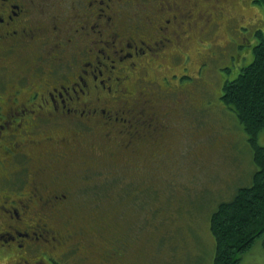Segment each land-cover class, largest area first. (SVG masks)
Segmentation results:
<instances>
[{
    "label": "flooded vegetation",
    "instance_id": "1",
    "mask_svg": "<svg viewBox=\"0 0 264 264\" xmlns=\"http://www.w3.org/2000/svg\"><path fill=\"white\" fill-rule=\"evenodd\" d=\"M27 1L0 0V92L8 102L4 110L0 98V190L11 194L0 204L9 217L0 256L15 249L14 264H124L121 250L131 244L109 239L107 226L71 228L79 209L70 182L98 173V158L129 163L170 137L149 70L176 54V15L159 6L142 15L135 0H71L67 15L42 20ZM10 165L26 172L23 182L3 173ZM42 209L47 216H33ZM104 239L113 247L103 253Z\"/></svg>",
    "mask_w": 264,
    "mask_h": 264
},
{
    "label": "rangeland",
    "instance_id": "2",
    "mask_svg": "<svg viewBox=\"0 0 264 264\" xmlns=\"http://www.w3.org/2000/svg\"><path fill=\"white\" fill-rule=\"evenodd\" d=\"M32 1V8L42 20L57 12L67 15L68 3L72 2ZM139 1L142 15L150 6H159L169 16L176 15V54L167 65L149 70L157 79L163 112L167 113L159 118L171 135L158 149L148 148L132 155L129 163L122 160L106 166L100 165L104 162L98 158L94 165L98 173L95 171L88 181L72 180L73 203L79 216L71 228L83 225L91 233L107 226L109 239L116 235L131 244L122 250L116 245L125 253L124 264H215L211 215L241 186L251 184L257 170L249 135L222 100L223 86L253 58L251 32L260 23L264 29L263 7L255 0ZM244 32L249 40L238 49ZM136 116L137 125L142 117L138 113ZM258 141L264 144V131L259 133ZM3 160L6 158L0 155V163ZM13 168L10 165L3 173H10L12 183L23 182V171L12 173ZM9 189L17 199L18 189ZM5 191L0 190V204L10 198ZM46 212L42 209L33 216L45 217ZM8 219L2 212L0 231L6 228ZM57 220V225L63 227L64 221ZM107 240H101V252L113 247ZM18 255L15 249L7 252L0 256V264H14ZM92 260L98 263L101 257ZM55 264L70 263L58 259ZM240 264H264V233L242 255Z\"/></svg>",
    "mask_w": 264,
    "mask_h": 264
},
{
    "label": "trees",
    "instance_id": "3",
    "mask_svg": "<svg viewBox=\"0 0 264 264\" xmlns=\"http://www.w3.org/2000/svg\"><path fill=\"white\" fill-rule=\"evenodd\" d=\"M254 2L263 7L264 20V0ZM260 26L261 23L251 32V39L255 42L253 58L223 86L222 100L235 112L248 133L257 170L251 184L241 186L231 200L221 202L211 215V232L216 246L215 264H240L242 255L264 233V144L258 141L259 133L264 131V29ZM243 38L238 41L239 47L237 43L238 49L249 40L245 32ZM236 61L234 57L233 62ZM177 79L183 83L180 76ZM3 97L4 93L0 92L2 109L6 110L8 102Z\"/></svg>",
    "mask_w": 264,
    "mask_h": 264
}]
</instances>
